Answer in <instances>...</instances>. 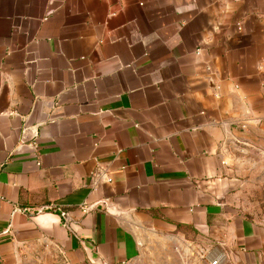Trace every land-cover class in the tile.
Here are the masks:
<instances>
[{
  "label": "crops",
  "instance_id": "0c3cea01",
  "mask_svg": "<svg viewBox=\"0 0 264 264\" xmlns=\"http://www.w3.org/2000/svg\"><path fill=\"white\" fill-rule=\"evenodd\" d=\"M263 137L264 0H0V264L179 225L258 264L228 146Z\"/></svg>",
  "mask_w": 264,
  "mask_h": 264
},
{
  "label": "rangeland",
  "instance_id": "374dc122",
  "mask_svg": "<svg viewBox=\"0 0 264 264\" xmlns=\"http://www.w3.org/2000/svg\"><path fill=\"white\" fill-rule=\"evenodd\" d=\"M228 161L241 187L232 197L240 214L264 225V137L229 142ZM221 245L196 230L150 232L141 239L139 254L129 264H229ZM32 264H67L63 253L41 250L30 258ZM258 264H264V253Z\"/></svg>",
  "mask_w": 264,
  "mask_h": 264
},
{
  "label": "water",
  "instance_id": "95a60500",
  "mask_svg": "<svg viewBox=\"0 0 264 264\" xmlns=\"http://www.w3.org/2000/svg\"><path fill=\"white\" fill-rule=\"evenodd\" d=\"M33 131L35 132V128H30V129L27 130L28 133L33 132ZM34 132H33V133H34ZM64 218H65V220H66V223H65V224L68 226V225H69V221H70V220L68 219V215H67V214H64Z\"/></svg>",
  "mask_w": 264,
  "mask_h": 264
},
{
  "label": "built area",
  "instance_id": "2783aa9c",
  "mask_svg": "<svg viewBox=\"0 0 264 264\" xmlns=\"http://www.w3.org/2000/svg\"><path fill=\"white\" fill-rule=\"evenodd\" d=\"M220 260H221V257H218L214 259L211 264H219Z\"/></svg>",
  "mask_w": 264,
  "mask_h": 264
},
{
  "label": "trees",
  "instance_id": "16d2710c",
  "mask_svg": "<svg viewBox=\"0 0 264 264\" xmlns=\"http://www.w3.org/2000/svg\"><path fill=\"white\" fill-rule=\"evenodd\" d=\"M178 229H179V230H183V229H192V228H189V227H188V228H185L184 226H180V225H179V228H178Z\"/></svg>",
  "mask_w": 264,
  "mask_h": 264
}]
</instances>
